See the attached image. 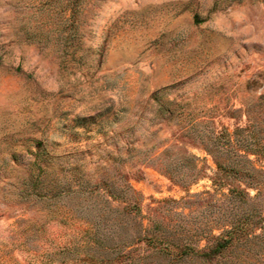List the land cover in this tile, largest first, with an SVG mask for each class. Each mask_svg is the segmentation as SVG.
Returning <instances> with one entry per match:
<instances>
[{"label":"rangeland","instance_id":"obj_1","mask_svg":"<svg viewBox=\"0 0 264 264\" xmlns=\"http://www.w3.org/2000/svg\"><path fill=\"white\" fill-rule=\"evenodd\" d=\"M262 225L264 0H0V264H201L233 226L218 264H262Z\"/></svg>","mask_w":264,"mask_h":264},{"label":"trees","instance_id":"obj_2","mask_svg":"<svg viewBox=\"0 0 264 264\" xmlns=\"http://www.w3.org/2000/svg\"><path fill=\"white\" fill-rule=\"evenodd\" d=\"M260 229H263L264 231V226L262 225ZM237 238L236 228L233 226L231 227V230L226 231L224 235L213 238L212 242L206 246L205 249H196V251L193 252V259L198 260L201 264H218L223 257L221 254L226 250L228 255L234 254L235 250L233 247L236 249L238 246L235 244L232 247V245ZM254 238H260V236H254ZM231 247L233 249H231ZM261 262L264 264V256L262 257Z\"/></svg>","mask_w":264,"mask_h":264}]
</instances>
